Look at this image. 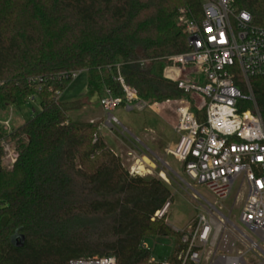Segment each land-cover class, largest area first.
Listing matches in <instances>:
<instances>
[{"label": "trees", "instance_id": "1", "mask_svg": "<svg viewBox=\"0 0 264 264\" xmlns=\"http://www.w3.org/2000/svg\"><path fill=\"white\" fill-rule=\"evenodd\" d=\"M195 0H0V110L36 97L40 109L17 128L10 167L0 159V264H68L113 256L116 264H159L143 247L149 236L175 240L163 219L150 220L171 193L155 177L131 174L99 135V120L78 121L81 99L56 97L70 83L61 72H86V87L108 89L125 104L119 73L147 103L188 97L158 68L187 49L177 10ZM264 26V0H233ZM44 77L40 89L28 79ZM264 124V78L250 77ZM236 84L242 92V77ZM242 109L252 108L248 102ZM193 109V108H192ZM194 110V109H193ZM200 120L203 113L197 112Z\"/></svg>", "mask_w": 264, "mask_h": 264}, {"label": "built area", "instance_id": "2", "mask_svg": "<svg viewBox=\"0 0 264 264\" xmlns=\"http://www.w3.org/2000/svg\"><path fill=\"white\" fill-rule=\"evenodd\" d=\"M195 1L198 12L192 3L177 10L176 22L185 32L187 49L164 57L160 72L182 92L200 99L196 110L189 101L177 107L173 129L178 139L169 150L185 174L204 185L214 200L201 196L194 218L185 227L172 229L180 235L176 259L180 264H264V124L248 82L250 77L264 78V26L254 24L246 10H237L233 0ZM79 72H61L58 78L72 81ZM239 75L246 92L236 84ZM44 80L36 77L28 82L40 89ZM115 80L127 109L146 106L119 73ZM103 92L101 126L115 134L120 123L112 111L120 99L108 89ZM55 94L58 98L61 93ZM242 102L253 109H242ZM201 111L202 120L197 114ZM6 150V142H0V154ZM138 167L132 165L129 172L137 173ZM234 187L233 203L226 207ZM237 202L238 213L233 215ZM170 205L168 198L150 220H165ZM142 245L146 246L144 241ZM68 264L116 261L104 256L72 259ZM159 264L170 262L165 259Z\"/></svg>", "mask_w": 264, "mask_h": 264}, {"label": "rangeland", "instance_id": "3", "mask_svg": "<svg viewBox=\"0 0 264 264\" xmlns=\"http://www.w3.org/2000/svg\"><path fill=\"white\" fill-rule=\"evenodd\" d=\"M160 68L161 66L158 70ZM103 95V90L96 92L87 89L86 72L82 70L74 80H70L67 88L58 98L63 100L81 99L84 103L83 106L78 110L70 111L69 117L82 122L99 120V135L109 146L113 147L115 152L108 148L120 158L126 169L130 170L132 165L135 167L138 165L137 173L133 174L159 178L166 184L171 193V205L164 222L172 229L185 227L198 212V204L202 202L201 196L209 201L214 200L204 185L196 183L185 174L182 164L174 157L168 147L170 142H177L178 139L177 133L173 129V124L177 119V107L189 101L191 108L196 110V106L200 103L199 97L189 95L163 102H144L146 106L143 109L137 107L127 109L125 105H118L112 114L120 125L117 126L118 131L113 136L101 126V123L105 121V113L102 116L103 109L101 110L100 104ZM39 109L40 106L36 97L27 98L19 109L8 106L0 110V126L5 131L13 130ZM151 139H155V144L152 143ZM1 142H6L8 147V151H1V163L4 167H10L12 158L16 155L15 145L9 141L2 140ZM129 148L139 149L143 151V154L139 151L129 150ZM130 151L132 154L129 155L128 152ZM154 152L158 155H155ZM143 155L146 156L145 161L141 159ZM164 160L177 172L176 175L168 169ZM234 192L235 187L224 203L226 207L233 203ZM238 205V202L235 203L233 215L238 213ZM144 242L147 243L145 248L150 251V257H153L156 263L168 259L173 253L175 245L174 238L168 236H149L144 239Z\"/></svg>", "mask_w": 264, "mask_h": 264}, {"label": "crops", "instance_id": "4", "mask_svg": "<svg viewBox=\"0 0 264 264\" xmlns=\"http://www.w3.org/2000/svg\"><path fill=\"white\" fill-rule=\"evenodd\" d=\"M101 110H102V108H101ZM102 116L104 115V111L102 110ZM102 118V117H101ZM177 120V119H176ZM176 123V121L174 122V124ZM174 124H173V126H174ZM111 135H113V136H115L116 134H111ZM103 141H104V143L107 145V147H109L113 152H115L114 151V149H113V147H111V146H109L107 143H106V141L103 139ZM151 141H152V143H154L155 144V139H151ZM176 143V141L174 142H170L169 144H168V147H169V149L171 148V147H173L174 146V144ZM156 147V146H155ZM129 150H132V151H134V152H136V151H139V152H141L142 154H143V151H141V150H139V149H134V148H129ZM154 154L155 155H158V154H156L155 152H154ZM141 159H142V161H145V159H146V156L145 155H143L142 157H141ZM165 162H166V165H168V169L172 172V173H174L175 175L177 174V172L167 163V161L166 160H164ZM161 176V175H160ZM145 244L147 245V243L145 242ZM153 258V257H152Z\"/></svg>", "mask_w": 264, "mask_h": 264}, {"label": "bare ground", "instance_id": "5", "mask_svg": "<svg viewBox=\"0 0 264 264\" xmlns=\"http://www.w3.org/2000/svg\"><path fill=\"white\" fill-rule=\"evenodd\" d=\"M139 168V167H138Z\"/></svg>", "mask_w": 264, "mask_h": 264}]
</instances>
